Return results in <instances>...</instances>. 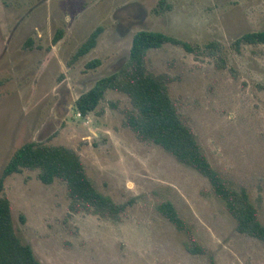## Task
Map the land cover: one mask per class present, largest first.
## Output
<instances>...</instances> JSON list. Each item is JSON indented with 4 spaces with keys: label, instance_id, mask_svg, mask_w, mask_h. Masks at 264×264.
Wrapping results in <instances>:
<instances>
[{
    "label": "rangeland",
    "instance_id": "374dc122",
    "mask_svg": "<svg viewBox=\"0 0 264 264\" xmlns=\"http://www.w3.org/2000/svg\"><path fill=\"white\" fill-rule=\"evenodd\" d=\"M161 1L0 0V177L26 143L64 146L99 192L127 206L119 220L72 213L61 180L45 185L27 169L8 177L0 196L41 264H264V242L237 231L209 181L126 126V95L108 91L86 118L76 112L82 94L128 63L138 31L189 43L192 53L173 44L149 51L147 69L168 78L203 153L248 191L264 224V45H234L264 31V0ZM98 27L96 48L73 60ZM95 59L101 65L86 69ZM164 202L203 253L187 250L191 237L159 212Z\"/></svg>",
    "mask_w": 264,
    "mask_h": 264
},
{
    "label": "trees",
    "instance_id": "16d2710c",
    "mask_svg": "<svg viewBox=\"0 0 264 264\" xmlns=\"http://www.w3.org/2000/svg\"><path fill=\"white\" fill-rule=\"evenodd\" d=\"M163 5L165 1L162 0L160 6ZM102 32L103 28L98 27L78 49L73 60L76 61L95 49ZM62 37L63 32L59 31L54 42L57 43ZM167 44L181 46L191 53L194 51L189 43L162 32L138 31L132 40L128 63L117 72L99 79L89 91L82 94L75 103L76 112L86 118L96 111L108 91L126 95L133 108L125 112V124L137 139L163 148L178 162L205 177L215 196L225 204L227 212L235 220L237 231L264 242V224L248 191L231 187L211 165L170 97L168 78L155 76L147 69L148 52L161 49ZM241 44L264 45V31L245 34L234 42L237 48ZM213 47L216 44L207 46L209 49ZM100 65L101 61L95 59L86 64V69H95ZM25 169L39 170L38 177L45 185H51L57 179L66 183L72 213L86 212L119 220L127 208L126 204H117L110 196L97 190L75 151L40 142H29L16 150L0 177V195L4 190L5 180ZM158 210L179 231L190 235L191 240L187 244L190 253L204 252L171 202L161 203ZM0 264H41L32 247L23 243L16 234L10 201L5 196H0Z\"/></svg>",
    "mask_w": 264,
    "mask_h": 264
},
{
    "label": "built area",
    "instance_id": "2783aa9c",
    "mask_svg": "<svg viewBox=\"0 0 264 264\" xmlns=\"http://www.w3.org/2000/svg\"><path fill=\"white\" fill-rule=\"evenodd\" d=\"M79 116L81 117V115L79 114Z\"/></svg>",
    "mask_w": 264,
    "mask_h": 264
}]
</instances>
